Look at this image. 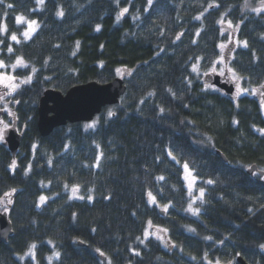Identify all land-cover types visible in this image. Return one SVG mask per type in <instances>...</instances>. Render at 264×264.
I'll return each instance as SVG.
<instances>
[{
    "label": "trees",
    "instance_id": "obj_1",
    "mask_svg": "<svg viewBox=\"0 0 264 264\" xmlns=\"http://www.w3.org/2000/svg\"><path fill=\"white\" fill-rule=\"evenodd\" d=\"M21 16L39 25L30 39ZM4 26L0 61L10 67L22 57L27 67L13 75L32 80L9 96L21 149L14 158L0 145V200L16 190L0 264H264V187L244 167L264 170V118L251 95L232 98L193 71L217 67L231 30L230 67L248 91L264 85V16L245 12V0H4ZM122 73L119 105L40 135L45 91L108 84ZM185 165L204 193L197 217ZM30 250L35 260H22Z\"/></svg>",
    "mask_w": 264,
    "mask_h": 264
},
{
    "label": "water",
    "instance_id": "obj_2",
    "mask_svg": "<svg viewBox=\"0 0 264 264\" xmlns=\"http://www.w3.org/2000/svg\"><path fill=\"white\" fill-rule=\"evenodd\" d=\"M213 85L223 90L228 95H233V84L220 82L216 77ZM127 92V86L123 77H118L108 84L90 82L71 88L67 93L49 89L44 92L38 106V130L43 138L49 137L56 129L71 124L89 123L101 115L107 107L120 104L121 99ZM5 146L15 158L19 153L23 135L17 128L16 123L10 128L4 137ZM222 161L228 163V158L220 151L216 153ZM250 176L258 174V182L264 187V171L256 164L247 169ZM162 214H165L162 212ZM13 234V225L8 212H0V241L6 243ZM82 245V244H80ZM105 262L106 257L99 255ZM238 264H248L242 257H238Z\"/></svg>",
    "mask_w": 264,
    "mask_h": 264
},
{
    "label": "rangeland",
    "instance_id": "obj_3",
    "mask_svg": "<svg viewBox=\"0 0 264 264\" xmlns=\"http://www.w3.org/2000/svg\"><path fill=\"white\" fill-rule=\"evenodd\" d=\"M250 2H252V1H250ZM250 2L247 4V7H245V12H247L248 14H250L251 16H254V17H262V16H264V12H260L258 14L257 12L252 11L253 8H260L261 7V2H258V3H254V2L250 3ZM233 34H234L233 31L226 30L225 35L227 36V39H226L225 43H222L225 46V47L222 48V53H225L227 51V49H230L229 46L230 47L233 46V43L231 41V37H232V39H234V37H235V34L234 35ZM224 55H221L219 57V59H218L219 63L217 65V67L215 68L216 71L213 72L212 69H211V70L208 71L207 74H216V73L220 74L221 72L224 73L225 69L227 68L228 61H230V60L225 59ZM6 66H8V65H6ZM18 68H23V67H19L18 66L16 69H18ZM8 70H10V71L8 72ZM13 71L14 70L11 67H9V66L5 67L3 69H0V72H3V73H6V74L14 76L13 75ZM195 72H196L195 74L197 76L199 75L200 78H202V79L205 77V75H207L206 72L201 71L199 69V67L196 68ZM125 75H126L125 73H122V74H120L119 77H125ZM230 77L232 78L233 81L236 82V84L239 83L241 89H246L244 87V85H243V79H240L239 81H237L236 79L233 78L232 73L230 74ZM21 80H23V79H17L15 82L16 83H20ZM25 85H28V84H21L20 87L17 90H19L21 87H23ZM256 89H259V91L253 96V98H256L258 106H261V102H262V100H264V95H261V93H264V91L262 90L261 87L256 88ZM6 92H7V89L4 88L2 85H0V95L4 94ZM249 94L250 95L252 94V90L248 91V89H247V91H241L239 94L236 92L235 96L240 98V97H244V96L249 95ZM236 100H238V99H236ZM5 108L8 111L2 110V109H5ZM261 108H262V110L264 112V107L261 106ZM6 118L8 119V121H6L7 120ZM0 120H3L6 124H8L9 127H8L7 131L10 128H12L13 123H15L14 115H13V113L11 111L10 104H9V96H4V100L0 101ZM7 131L4 132V136H5ZM3 143H4V141L0 142V145L3 144ZM244 167H246V169H248L249 165L248 166H244ZM183 178H184L185 184H186L187 189H188L189 197L191 199L190 205H191L192 209H199L198 205L200 204V201L201 202L203 201V196L201 197V195H200L201 191L197 189V185H196L197 179H196L195 175L193 174V172L189 169V167L185 168V166H183ZM69 192H70V195L72 197H76L77 198L79 196V190H77L75 195H73L72 188L69 189ZM8 199H10V197L6 198V200H3V202L0 203V212L7 211L9 209V207L11 206V204L7 203ZM189 212H190L191 215H194L193 211L189 210ZM197 215L198 214H195L194 216L197 217ZM149 236H150V233L147 232L145 237L148 238ZM154 236H156V235H154ZM157 237L161 239L163 236H161V234H158ZM162 243H163L162 244L163 248L164 249H168L167 244L165 242H162ZM30 251H31L32 255L29 254ZM30 251H28L25 255H23L22 260H27V259L28 260L29 259L30 260H35L34 250H30ZM33 256H34V258H33ZM231 264H234V262H231Z\"/></svg>",
    "mask_w": 264,
    "mask_h": 264
},
{
    "label": "snow or ice",
    "instance_id": "obj_4",
    "mask_svg": "<svg viewBox=\"0 0 264 264\" xmlns=\"http://www.w3.org/2000/svg\"><path fill=\"white\" fill-rule=\"evenodd\" d=\"M149 2H151V0H149ZM3 3H4V0H0V4H3ZM44 3H45V0H36V5L37 6H43ZM209 6L212 7V6H218V5H209ZM7 7L8 8H12L13 5L12 4H8ZM245 7H247V0H245ZM127 11H128V9H126V8L123 9L122 12H121V15H123V13H125ZM252 11L257 12L258 14L260 12H264V0H261V7L260 8H253ZM57 15L62 17L64 15V13L62 11H60V12L57 13ZM196 18L200 19V17H196ZM118 19H119V17H118ZM17 22L18 23H20V22H26L27 23V28L22 33L23 36L25 37V39H30L31 38V34L34 33L36 31V29L39 27L37 21H35V20H26V18L23 17V16L17 17ZM220 23H223V20H221ZM228 24H229V27H232L231 21H229ZM97 30H99V27H97ZM0 31L7 32L6 26H4L2 29H0ZM198 34L199 33H197V35ZM10 39L12 41H15L16 43H20L21 42L18 39V37H17V35L15 33L11 34ZM177 39H179V37H177ZM243 44H244L245 47H247V42L246 41H244ZM78 45H79V42H77V46ZM223 47H225V46L221 45V48H223ZM8 52H10V53L13 52V48L11 46L8 47ZM18 66L19 67H27L26 62L23 60L22 57H17L16 58V63L10 65V67L13 70H15ZM5 67H8V66H6L3 61H0V69H3ZM195 70L196 69L194 67L193 71H195ZM228 70H229V72L232 73L233 78L236 79L237 81L242 79V77H240L233 69L229 68ZM212 71L213 72L216 71L215 67L212 68ZM32 72L35 73L36 69L33 68ZM220 74H223V72H221ZM16 80H17V77L9 75V74H6V73H3V72H0V85H2L4 88L7 89L6 93L0 95V101L4 100V96H11L20 87L21 84H29V83H31L32 77L28 76L25 79L21 80L20 83H16L15 82ZM260 87L264 88V85H261ZM241 91H247V89H241L239 83H237V93L239 94ZM258 91H259V89H252V94L255 95ZM150 95H151V93H150ZM261 95H264V93H261ZM261 106L264 107V100H262ZM2 110L8 111L6 108L2 109ZM111 115H113V114L110 112L109 116H111ZM8 127H9L8 124H6L3 120H0V142L4 141V132L7 131ZM89 127H92V125H89ZM259 131L261 132V134H264V129H261ZM49 163H51V161H49ZM15 166H16V161L13 160L11 167L14 168ZM185 168H187V165H185ZM28 170H30V165H29V169ZM28 170H26V172H25L26 175H27V171ZM159 179H163V177H160ZM208 183L211 184V183H213V181L209 180ZM77 190H78V186H73V188H72L73 195H75ZM15 191H16L15 189H12L10 192L5 193L4 195L10 197ZM200 195H201V197L203 196V191H201ZM149 196L151 197V193H149ZM79 198L80 199H84L83 196H81ZM45 199L46 198L44 196L40 197V201L41 202H44ZM88 199L91 200L92 197L89 196ZM151 199H152V202L154 203L155 202V198L151 197ZM0 202H3V201L0 200ZM7 203L11 204L12 200L8 199ZM189 210L193 211L194 215L198 214V211H199L198 209H192L191 205H189ZM164 211H167V207L164 208ZM149 224H151V222H149ZM161 231H165V230L161 229ZM207 239H211V238L208 237ZM141 243H143V241H141ZM35 247H36V245H34V244L31 245L32 249H34ZM262 247H264V246H262ZM97 251H99V249ZM29 254L32 255L31 251H30ZM136 254L139 255V253H136ZM55 255L57 257H59V253H55ZM100 255L103 256L104 253L100 252ZM33 258H34V256H33ZM109 264H111L110 261H109ZM217 264H219V262H217ZM229 264H231V262H229Z\"/></svg>",
    "mask_w": 264,
    "mask_h": 264
},
{
    "label": "flooded vegetation",
    "instance_id": "obj_5",
    "mask_svg": "<svg viewBox=\"0 0 264 264\" xmlns=\"http://www.w3.org/2000/svg\"><path fill=\"white\" fill-rule=\"evenodd\" d=\"M234 52H235V46H231L230 49H227V51L225 53H222V55L225 56V59L227 60H231V58L234 56ZM229 68L230 67V61H228V65H227V68L225 69L224 73L223 74H219V73H216V74H207L205 75V77L202 79V81H205L208 84H211L213 87H215L216 89H218L219 91H222L220 88H218L217 86L213 85V82L215 81V78L218 76L220 77V82L222 84L224 83H228V84H233L234 87H235V91H234V94L231 96L232 98H238L236 97V92H237V84L235 81L232 80V78L230 77V74L231 72H229ZM232 69V68H231ZM262 90L264 91V88H262ZM224 92V91H222ZM225 93V92H224ZM250 95V94H249ZM254 95L251 94V97L254 101H256V98H253ZM242 97L238 98V99H241ZM258 98V97H257ZM259 108V113L261 114V116L264 118V112L261 108V106H258ZM4 144V143H3ZM254 178H257L258 177V174H255L253 176ZM1 203V202H0Z\"/></svg>",
    "mask_w": 264,
    "mask_h": 264
}]
</instances>
